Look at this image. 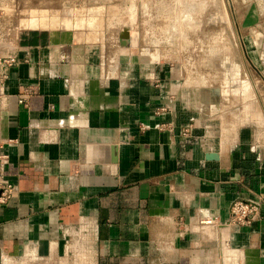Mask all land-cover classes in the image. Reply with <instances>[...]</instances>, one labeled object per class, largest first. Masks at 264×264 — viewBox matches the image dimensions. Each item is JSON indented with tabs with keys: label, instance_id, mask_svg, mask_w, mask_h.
<instances>
[{
	"label": "crops",
	"instance_id": "1",
	"mask_svg": "<svg viewBox=\"0 0 264 264\" xmlns=\"http://www.w3.org/2000/svg\"><path fill=\"white\" fill-rule=\"evenodd\" d=\"M239 32L254 72L236 103L103 69L60 31L0 39V154L17 188L0 264H264V0ZM238 200L259 204L245 227L228 224Z\"/></svg>",
	"mask_w": 264,
	"mask_h": 264
},
{
	"label": "rangeland",
	"instance_id": "2",
	"mask_svg": "<svg viewBox=\"0 0 264 264\" xmlns=\"http://www.w3.org/2000/svg\"><path fill=\"white\" fill-rule=\"evenodd\" d=\"M252 5L253 0H0V39L33 29L60 31L93 47L103 69L139 65L192 87H218L236 103L254 72L239 32Z\"/></svg>",
	"mask_w": 264,
	"mask_h": 264
},
{
	"label": "built area",
	"instance_id": "3",
	"mask_svg": "<svg viewBox=\"0 0 264 264\" xmlns=\"http://www.w3.org/2000/svg\"><path fill=\"white\" fill-rule=\"evenodd\" d=\"M15 63L14 59H9L8 64ZM5 76L0 77V87L2 86ZM30 89H23L18 96V103L26 105L30 95ZM183 135H187L185 132ZM7 156L0 154V210L3 209L7 203L17 195V188L9 181L5 173V165L7 163ZM259 212V204L253 201L238 200L232 203L229 210L228 224L235 227H245L250 225L257 217ZM212 221H207L211 223Z\"/></svg>",
	"mask_w": 264,
	"mask_h": 264
}]
</instances>
